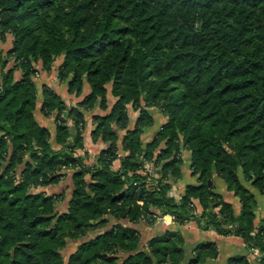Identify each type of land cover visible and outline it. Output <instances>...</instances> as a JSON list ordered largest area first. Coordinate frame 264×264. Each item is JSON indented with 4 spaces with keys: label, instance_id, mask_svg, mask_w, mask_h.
Listing matches in <instances>:
<instances>
[{
    "label": "trees",
    "instance_id": "trees-1",
    "mask_svg": "<svg viewBox=\"0 0 264 264\" xmlns=\"http://www.w3.org/2000/svg\"><path fill=\"white\" fill-rule=\"evenodd\" d=\"M7 36L11 48L0 49V264H219L214 240L186 248L180 229L149 237L143 231L153 215L241 239L245 255L224 264H264V219L255 227L252 211L254 195L264 196V0H0V43ZM58 58L68 94L79 98L85 84L89 92L69 107L41 87V114L55 113L50 143L33 114L34 64L49 72ZM96 104L108 113L93 116L90 135L107 147L86 165L74 154L83 148L79 109ZM128 105L138 111L132 129ZM152 108L166 122L143 143ZM184 151L196 184L176 201L169 192ZM146 162L159 176L150 186ZM68 175L67 197L31 192ZM215 178L239 202L238 216ZM194 202L201 207L195 215Z\"/></svg>",
    "mask_w": 264,
    "mask_h": 264
},
{
    "label": "crops",
    "instance_id": "crops-1",
    "mask_svg": "<svg viewBox=\"0 0 264 264\" xmlns=\"http://www.w3.org/2000/svg\"><path fill=\"white\" fill-rule=\"evenodd\" d=\"M45 84L48 87L50 86L47 83H45ZM52 88L56 92H58L57 89H55V87H52ZM63 91H64V94L66 95V97H64L63 94H60L59 92L58 93H59L60 97L62 98V100L67 101L69 98H71L72 95L68 94L66 83L63 85ZM88 91H89V89H88V87H86L83 94H87ZM41 101H42V99L40 100V102ZM38 110H39L40 115H42L40 112V108ZM80 111L82 112L84 119H85V130L83 133V148L76 150L75 153H76V156L81 157V158L85 157V155H88L89 161L92 162V158L97 156V154H99V153L94 154V152H96L97 150L98 151L102 150L104 148L105 144H103L101 141L94 142L92 140L91 135H90L91 131H89V130H91V128H89V127L93 123H90V120L88 119V113H85L86 111H82V110H80ZM94 114H96V113H94ZM89 116L91 117L92 114ZM159 116H160L159 118L162 119L163 121H161V123H159V124H154V125L155 126L158 125L160 128L162 123L165 122L166 118H164L161 115H159ZM34 117H36L35 114H34ZM43 118L46 119L48 117L43 116ZM35 119H36L37 123L40 126L45 127L51 135H55V124H54V126H51V128H49V126H47L46 123H43L44 122L43 120L41 122V121H38L37 118H35ZM157 131L158 130H156V129L154 130V128H153V132L150 129H145L143 131V133H144L143 136L147 137V134L149 133V134H151V138H152ZM53 132H54V134H52ZM147 142L144 141L143 143H147ZM188 159H189L188 153H186L184 151L183 152V164L181 166V178L175 184L172 185V189H171V192L173 193V195L177 196V198L181 197V195L184 192V188L186 185L196 184V178L192 177L190 174V170H189V166H188ZM70 182H71V179L68 175L67 178H65L63 181L60 182V183H62V185H60L59 188H61V189L66 188V192L68 190L67 194H69L70 188L72 185V184H70ZM214 182H215L214 188L216 189V191L221 196H223V198L225 199L226 202H229L232 205L233 214L235 216H238L240 211H241V208H240V205H239V202L237 201V199L234 198L232 196V194L226 190V186L222 180L215 178ZM37 191L45 192V191H47V189L45 187V189L40 188ZM50 194H62L63 195V192H53ZM173 195H172V197L175 198ZM254 196H255L256 206L252 210L253 214H254L253 223H254V226L257 227L258 224L264 219V201H263L264 196H260L258 194H255ZM175 200H177V199H175ZM194 207H195V211L197 212V214L201 212V207L199 206V204L197 202H194ZM186 223L187 224L180 227L176 223H173L171 221V218H165L164 222L162 223L161 226L154 227V224H153L152 229H151V227H147V228L145 227V230L143 232L148 231L147 233H149L148 236L150 237V236L158 234V233L161 234L164 232V230H167V229H180L183 236L185 237V242H186L185 245L188 248L193 247L195 244L209 240V239L214 240L217 243L218 250H219V257H218L219 258L218 259L219 264H224L226 259H228L229 257L235 256V255H245L244 245H243V242L241 239L236 238V237H219L212 231H208V232L200 231L199 228L197 227V225L195 224V222L190 221V222H186ZM250 257L252 259H253V257L256 259L257 257H259V255L257 253H253L252 256H250ZM252 259L249 258V261L252 262L253 261Z\"/></svg>",
    "mask_w": 264,
    "mask_h": 264
},
{
    "label": "rangeland",
    "instance_id": "rangeland-1",
    "mask_svg": "<svg viewBox=\"0 0 264 264\" xmlns=\"http://www.w3.org/2000/svg\"><path fill=\"white\" fill-rule=\"evenodd\" d=\"M11 41H12V39H11V37L10 36H7V38H6V42L3 44V43H0V49H2L3 50V52H6L8 49H10L11 48ZM62 63V58H58V59H56L55 60V62H54V64H53V67L51 68V70L49 71V72H44V71H42L41 70V66H40V63H35L34 64V67H35V69L37 70V73L35 74V76H34V78H33V81L35 82V84H36V86H37V89H38V95H37V109H36V111L34 112V114H35V118H37V120L38 121H41L42 122V120L44 121L43 123H46V125L47 126H49V128H51V126H54V117H55V113H52V115L50 116V117H48V118H46V119H44L43 118V116L42 115H40V113H39V108H40V100L42 99V97H41V95H40V89H41V87L42 86H46V84L45 83H47L48 85H50L49 86V88H51V89H53L52 87H55V89H57V91L60 93V94H63V96L64 97H66V95L64 94V91H63V85L66 83V82H60L59 80H58V78H57V67L60 65ZM11 65H12V61L11 62H9V64L7 65V68H9V67H11ZM18 76H19V73L18 72H16L15 73V79H17L18 78ZM46 87H48V86H46ZM86 87H88V85H84V87H83V92H84V90H85V88ZM108 88V91H109V87H107ZM88 89H89V87H88ZM54 90V89H53ZM55 91V90H54ZM56 92V91H55ZM58 92H56L58 95H59V93ZM89 92V91H88ZM85 94H82V96H80L79 98H77V97H75L74 95H72L71 96V98H69L67 101H64L65 103H66V105L67 106H69V107H76L77 106V103H78V101H80L81 99H82V97L84 96ZM108 96V107H109V109H110V107H111V105H112V103L115 101V99L108 93L107 94ZM60 96V95H59ZM79 110H81V109H79ZM127 110H128V115H129V119H130V122H129V128H131L132 129V127H133V125H134V122H135V120H136V117H137V115H138V111H132V107L131 106H127ZM156 109H148V112H150V114L152 115V117H153V119H154V124H159V123H161V121H163L162 119H160L159 117V113H157V111H155ZM83 111V110H82ZM94 111V112H93ZM85 113H88V119L90 120V123H93V116L94 115H104V114H106V113H108V111L107 112H103V111H101L99 108H98V106H97V104H96V106H95V108H94V110H92V111H86ZM94 113H96V114H94ZM92 114V116L90 117L89 115H91ZM165 118V117H164ZM165 120V119H164ZM165 122H166V120H165ZM164 122V123H165ZM164 123H162V124H164ZM94 124V123H93ZM93 124H91V126L89 127V128H91V130H89V131H92L93 130V127H94V125ZM153 124V126L152 127H150V128H147V129H150L152 132H153V128H154V130L156 129V130H158V128H159V126L158 125H154ZM84 130H85V128H84ZM145 129H143V131H144ZM91 133V132H90ZM52 134H54V132L52 133ZM143 134L144 133H142V135H141V141L142 142H144V141H150L151 140V134H147V137H144L143 136ZM119 135H121V133L119 134ZM53 139H54V135H51L50 134V143L53 141ZM162 145V144H161ZM107 147V144H105V146H104V148L103 149H105ZM102 149V150H103ZM102 150H100V151H102ZM100 151H96V152H94V154H97V153H100ZM75 154V156H76V153H74ZM98 155V154H97ZM86 158H88L89 159V157H83V159H86ZM90 163V164H89ZM92 163L93 162H87V164L86 165H92ZM143 168H144V172L146 173V174H148V181H147V183H148V186H150L151 184H156V180L159 178V176L157 175V171H156V169L157 168H155V167H153V165L151 164V163H148V162H146L145 164H144V166H143ZM68 171V170H67ZM67 178V177H66ZM88 178V176H85V180ZM61 181H63V180H61ZM60 183V182H59ZM57 184V185H48V186H45L46 187V189H47V191H45V192H43V193H45L46 195H50V193H53V192H63V195L65 196V197H67V193H68V190H67V192H66V188H63V189H61V188H59V186L60 185H62V183H60V184ZM215 183V182H214ZM70 184H71V182H70ZM45 187H38V188H36V189H32L31 190V192L32 193H38V192H42V191H37L38 189H40V188H44L45 189ZM50 187V188H49ZM172 189V188H171ZM169 195L172 197V195H173V193L171 192V190H170V192H169ZM175 198L174 199H177L176 201H178L180 198H177V196H175V195H173ZM263 201H264V199H263ZM193 207V206H192ZM63 205H59L58 207H57V210L58 211H62L63 210ZM191 214H193V215H195V214H197V212L193 209V212L191 213ZM159 218L160 219H163V222H164V219L165 218H171V221L173 222V223H176V222H174V220H173V218L172 217H170V216H163V217H161V216H158V215H155V218H152V219H154L155 220V222H157L158 220H159ZM185 224H187V223H184L183 225H185ZM177 225H179V224H177ZM183 225H179L180 227L181 226H183ZM213 232V231H212ZM75 244L76 243H74L73 241H71L70 242V244H69V248H68V250H67V252L68 253H71V252H73L74 251V249H75ZM186 248H188L187 246H186ZM253 253H257V251H254ZM219 259V258H218Z\"/></svg>",
    "mask_w": 264,
    "mask_h": 264
},
{
    "label": "water",
    "instance_id": "water-1",
    "mask_svg": "<svg viewBox=\"0 0 264 264\" xmlns=\"http://www.w3.org/2000/svg\"><path fill=\"white\" fill-rule=\"evenodd\" d=\"M163 223V219H159L156 223H154V227L161 226Z\"/></svg>",
    "mask_w": 264,
    "mask_h": 264
},
{
    "label": "built area",
    "instance_id": "built-area-1",
    "mask_svg": "<svg viewBox=\"0 0 264 264\" xmlns=\"http://www.w3.org/2000/svg\"><path fill=\"white\" fill-rule=\"evenodd\" d=\"M152 218H155V215H153ZM159 219H160V218H159Z\"/></svg>",
    "mask_w": 264,
    "mask_h": 264
}]
</instances>
